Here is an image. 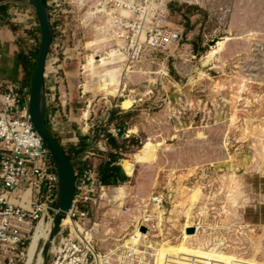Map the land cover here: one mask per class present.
Here are the masks:
<instances>
[{"label":"rangeland","instance_id":"1","mask_svg":"<svg viewBox=\"0 0 264 264\" xmlns=\"http://www.w3.org/2000/svg\"><path fill=\"white\" fill-rule=\"evenodd\" d=\"M197 1L168 0V21L183 31L180 44L165 52H150L126 68L135 74L120 94L111 89L98 92L97 81L81 71L90 55L84 46L96 35L94 25L104 23L92 22L78 11L70 19L71 35L63 45L81 54L69 53L72 60L65 61L62 53L67 48L59 52L70 90V125L85 150L96 143L99 131L97 139L92 136L86 145L83 137L87 127L83 112L92 103L91 119L99 130L109 116L110 124L132 134L128 140L115 139L118 148L112 144L111 158L116 157L128 179L110 186L108 201L116 187L126 185L134 196L143 184L148 198L144 212L157 217V239L149 238L157 248L163 243L177 246L187 234L185 224L192 223L226 239L227 254L264 262V0ZM27 6V0L14 2L8 16L26 48L36 53L41 32L36 13ZM227 37L232 41L223 52V64L202 66L203 56ZM85 83L88 92L83 87L82 97L79 88ZM125 99L133 100L129 110L122 109ZM72 101L79 103L72 106ZM72 144L61 145L75 159L81 154L71 152ZM104 158L96 152L90 164L98 168ZM152 200L160 205L150 207ZM108 201L97 214L101 225L97 238L106 240L101 245L104 251L126 233L121 227L124 217H116L114 203ZM139 201L129 198L125 211L133 212ZM104 224L112 229L108 236ZM133 229L131 225L128 233Z\"/></svg>","mask_w":264,"mask_h":264},{"label":"built area","instance_id":"2","mask_svg":"<svg viewBox=\"0 0 264 264\" xmlns=\"http://www.w3.org/2000/svg\"><path fill=\"white\" fill-rule=\"evenodd\" d=\"M44 1L53 33L44 76L48 126L64 147L74 143L78 148L82 141L70 125V90L59 65L61 48H67L62 53L65 61L72 60L69 53L81 54L76 48L63 45L71 35L70 19L80 10L85 17L92 15L93 21L111 18L115 57L128 70L150 52H165L180 44L183 31L168 21V0ZM27 8L32 10L29 5ZM83 87L81 84L79 88L82 97L85 96ZM29 99L30 87H5L0 83V263L4 264H20L25 260L37 226L53 223L56 214L59 177L50 151L33 126ZM91 107L92 103L87 106L90 116L83 121L87 126L83 137L88 143L92 136L97 139L95 132L99 131V140L72 159L78 167L74 165L77 181L67 213L70 222L57 235L48 264H123L125 260V257L117 258L121 249L105 254L101 248L103 242L97 238V214L101 204L108 201L105 194L110 186L104 184L100 166L93 167L90 162L96 152L105 155L103 164L111 162L112 141L119 137L128 140L132 134L110 124L109 116L103 130H99L97 122L91 119ZM155 203L160 205L159 201L152 200L150 207ZM156 218L152 215L146 222L140 218L137 223L152 239L157 237ZM144 248L139 246L140 250Z\"/></svg>","mask_w":264,"mask_h":264},{"label":"bare ground","instance_id":"3","mask_svg":"<svg viewBox=\"0 0 264 264\" xmlns=\"http://www.w3.org/2000/svg\"><path fill=\"white\" fill-rule=\"evenodd\" d=\"M198 3V1L196 0ZM88 20L92 19V15L87 14ZM103 25H94L95 36L88 42H86L84 48L90 55L86 56L85 64L81 65V71L85 74V77L92 79V82L97 81L98 92L111 89L115 93L124 92L127 89L128 83L132 74L135 72L128 71L124 65H122L120 59L115 57L116 52L113 50L112 39L113 36L111 18L108 20L99 19ZM232 39L227 37L222 41H219L215 47H211L202 58V66L208 67L223 64V52L226 46ZM97 56V54L101 53ZM200 74V75H199ZM200 77H204L203 73H199ZM85 93L88 92V86L84 84ZM135 102V101H134ZM123 110H129L133 106V100L125 99L122 104ZM90 111L83 112L82 120L88 119ZM87 131V127L84 128ZM201 136V134H198ZM245 167V166H244ZM144 185L139 184L136 195H132L131 190L126 185L116 187L112 191L111 202L114 203L112 213L116 214V217H124L122 220V229L126 231L122 240L117 239L118 245L111 246L105 251V254H114L117 249H121L122 252L117 254V258L124 259L123 264L127 261L129 264H264L253 259L244 258L235 253L227 254L225 252L226 239L219 238L215 235L208 234L207 229L199 225L192 223H186L184 228L186 233L177 246H167L166 243L158 244L157 242L149 240L146 235L144 227H138L137 223L142 218L145 222L148 221L150 216H146L144 209L147 207L148 198L144 196ZM105 198L109 200V194H105ZM129 198H140L137 202V208L134 209V213L131 211H125V205ZM233 205H237V200H233ZM136 212V213H135ZM139 213V215L137 214ZM205 213V209H202L201 214ZM143 214H145L143 216ZM188 219L191 217V210H187ZM70 220L66 217L61 224V230L63 227L69 224ZM134 225L132 233H128V228ZM53 223L44 225L40 223L34 234L32 235L31 242L28 247V252L23 264H42L43 262V250L44 245L50 238ZM101 225L98 223L96 228L97 235L100 234ZM104 234L108 236L112 229L108 227V224H104ZM144 229V231L142 230ZM188 229H193V233H188ZM61 232V231H60ZM56 239V237H55ZM53 240L50 252L54 248ZM105 239H101V245L105 244ZM152 241V243H151ZM145 247L143 250L139 249V246ZM126 254V256H125Z\"/></svg>","mask_w":264,"mask_h":264},{"label":"water","instance_id":"4","mask_svg":"<svg viewBox=\"0 0 264 264\" xmlns=\"http://www.w3.org/2000/svg\"><path fill=\"white\" fill-rule=\"evenodd\" d=\"M28 5L36 13L41 32L39 57L31 75L29 112L32 123L50 151L56 171L59 177L57 200L54 205L56 211L52 231L49 240L44 245L43 262L48 264L50 247L61 231L62 221L70 211L75 192L77 176L72 160L67 152L48 128L47 123V101L45 90V70L50 47L53 40V33L50 23V15L44 0H27ZM144 231V229H142ZM193 233V229H188Z\"/></svg>","mask_w":264,"mask_h":264},{"label":"crops","instance_id":"5","mask_svg":"<svg viewBox=\"0 0 264 264\" xmlns=\"http://www.w3.org/2000/svg\"><path fill=\"white\" fill-rule=\"evenodd\" d=\"M3 2L7 4V12L5 18H0V83L5 87L10 85L30 87L31 76L27 69L32 65L35 53L26 48L25 39L10 24L8 15L11 14L13 0H3ZM78 103L72 101L71 105L77 106ZM72 131L75 132L74 129ZM84 145H86L85 141ZM81 146L82 144L78 148L70 146L71 152L76 153L80 148L85 150L86 146Z\"/></svg>","mask_w":264,"mask_h":264},{"label":"trees","instance_id":"6","mask_svg":"<svg viewBox=\"0 0 264 264\" xmlns=\"http://www.w3.org/2000/svg\"><path fill=\"white\" fill-rule=\"evenodd\" d=\"M20 0H13V2H17ZM7 12V4L3 2V0H0V18H5ZM40 51V50H39ZM39 51H37L33 58H32V65L29 67L30 76L33 73V70L36 65V61L39 57ZM48 123V120H47ZM49 130L51 131L50 127L48 126ZM54 135V134H53ZM55 136V135H54ZM56 137V136H55ZM57 138V137H56ZM58 139V138H57ZM60 142V140L58 139ZM112 144L115 148H118L119 146L116 144L115 140L112 141ZM83 150V149H82ZM75 153V152H74ZM77 154H81V150L76 151ZM70 160L73 158L68 154ZM116 157H112V161L108 163H104L100 166L99 172L101 175V178L105 185L107 186H118L120 184H123L127 181V177L122 173L121 167L116 165L117 163Z\"/></svg>","mask_w":264,"mask_h":264}]
</instances>
